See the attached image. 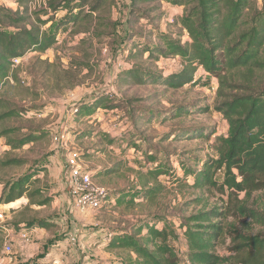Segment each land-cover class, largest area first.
Returning <instances> with one entry per match:
<instances>
[{
  "label": "rangeland",
  "instance_id": "1",
  "mask_svg": "<svg viewBox=\"0 0 264 264\" xmlns=\"http://www.w3.org/2000/svg\"><path fill=\"white\" fill-rule=\"evenodd\" d=\"M98 2L87 0L81 9L84 2L75 0L68 9L45 15L49 10L46 0L42 8L28 11L31 20L38 15L42 20L52 19L42 30L56 31L57 41L45 52L27 53L15 67L18 79L11 77L0 89V132L13 130L0 135V196L5 182L31 176L24 196L0 204V259L11 257L4 249L6 230L18 235L25 227L39 228L43 220L54 224L46 229L52 242L59 240L67 248L77 246L81 250L75 255L74 251L69 253L68 261L60 264H122L120 253L100 245L93 247L94 256L85 254V240L80 233L69 235L71 227L79 224L86 230L94 228L90 232L101 229L104 234L100 238L107 244L110 238L106 230L133 231L149 220H156L162 228L164 221L159 220L164 219L178 234V238L170 239V245L182 263L188 264V246L181 227L184 218L214 207L225 208L228 201L227 195L217 190L195 188L192 177L183 178V163L202 166L205 159L217 156L216 138L227 135L228 122L216 110L218 80L200 68L195 74L197 81L180 88L153 79L143 84L125 81L123 74L133 68L161 75L160 80L183 70L181 57L156 52L165 34L182 43L191 41L179 23L183 14L179 15L176 5L159 0H101L97 6ZM0 6L13 11L24 7L17 0H0ZM75 6H80L74 11L79 15L71 21ZM257 6L263 7L264 0H257ZM96 96H105V104L113 108L103 106L92 117L83 115L82 108ZM76 107L81 113H76ZM180 108L185 110L181 114ZM29 135L33 139L23 146L9 145V141ZM72 152L79 153L77 164L90 173L93 182L112 194L139 184L138 177L148 166V153L173 168L182 181L161 176L166 189L154 203L117 204L108 197L110 202L103 208L81 218L77 215L80 221L73 224L64 217L67 176L71 172L68 157ZM12 159L15 162L5 165ZM217 180H223L222 172ZM239 198L247 208L264 212V191L250 197L241 193ZM223 224L225 235L215 250L221 256L235 253L237 231L264 234V225L235 213ZM14 244V252L21 249ZM46 247L41 251H51V244Z\"/></svg>",
  "mask_w": 264,
  "mask_h": 264
},
{
  "label": "trees",
  "instance_id": "2",
  "mask_svg": "<svg viewBox=\"0 0 264 264\" xmlns=\"http://www.w3.org/2000/svg\"><path fill=\"white\" fill-rule=\"evenodd\" d=\"M29 1L17 0L24 5L21 11L0 6V89L11 77L18 79L13 67L14 59H22L32 51L45 52L57 41L56 31L42 30V26L52 19L42 20L38 15L31 20L27 9ZM74 1L49 0V10L44 14H58ZM80 1L84 2L82 9L87 0ZM159 1L184 7L179 23L187 30L191 41L182 43L180 39L165 34L162 35V43L156 47L158 55L181 57L183 70L160 80L161 75L133 68L123 74L124 80L143 84L149 81L147 79H153V82L180 88L195 81V74L201 68L218 80L216 110L228 122L227 135L216 138V157L205 159L202 166L183 163V178L192 177L195 188L217 190L228 197L225 208L214 207L184 218L181 227L188 246V264H264L263 233L246 235L237 231L234 240L238 242L233 247V256H221L215 252L225 235L223 221L231 214L251 217L264 225V212L259 208H247L244 200L239 198L241 193L250 197L254 192L264 191V6L259 8L257 0ZM79 7L72 8L71 21L77 20L79 13L76 11L74 14V11ZM154 53L152 50L151 55ZM105 98L96 96L87 106L84 104L83 115L92 117L103 106L113 108L105 104ZM181 109L180 114L185 111ZM76 110V113H81L80 107ZM9 132L13 130H3L0 135ZM31 139L29 135L17 142L11 140L9 145L18 148ZM147 155L148 166L145 172L140 173L139 184L121 189L116 194L109 191L108 197L115 203H154L166 189L160 182L161 176H169L174 182L182 181L173 168L158 161L153 154ZM13 162L12 159L5 165ZM219 172L223 173L222 181L217 180ZM29 183L30 175L5 182L0 204H8L24 196ZM162 220V228L156 220H149L135 226L133 231L106 230L105 235H111L105 245L106 250L120 253L122 264H186L170 245L171 238H178L176 230L164 219L159 223ZM40 227L47 228V222L41 220ZM31 228L25 227V230Z\"/></svg>",
  "mask_w": 264,
  "mask_h": 264
},
{
  "label": "crops",
  "instance_id": "3",
  "mask_svg": "<svg viewBox=\"0 0 264 264\" xmlns=\"http://www.w3.org/2000/svg\"><path fill=\"white\" fill-rule=\"evenodd\" d=\"M178 7V12L179 15H182L184 12V7L182 6H177ZM69 176H67V181L69 183ZM65 206L67 208V212H65L64 217L66 216L67 219L71 220V223H77L78 221H80V218L88 215L91 213V210H87V211H81V210H75L74 208V202L73 199L71 197V186L70 184H68L67 189L65 190ZM65 211V210H64ZM77 215L80 217L78 218ZM85 219V218H84ZM48 227L53 226L54 224H50L47 223ZM79 224H75L71 227L70 230V234L69 235H73V234H79L80 233V237L82 239L85 240V245L82 246V250H84L85 254H89L91 256H94L92 253L93 247H96L97 245H100V247L105 248V242H103L101 240L100 237H102V235L104 234V232H102L101 229H99L98 231H94V232H90L92 231L94 228L88 229L86 230V228L84 226H82V228L79 226ZM44 228V227H33L31 228L29 231L25 230V228H23L20 231V234L18 235H14L13 233H11L10 231L6 230L7 235H6V239L7 241L6 243L9 244H13V248L15 247L14 243H17L19 247H21L20 250H16L12 257H9L8 259H0V264H8V263H12V264H23V263H29L32 261H35V259H39L37 262H35L34 264H60V262L63 261H68V254L73 252V254L75 255L77 252H80L81 250L79 248H77V246H75V248L77 249V251H75V248H67L66 246H64V244H62L63 242L57 240L55 242H52L50 239V234H48V231L46 229L49 228ZM41 228V229H40ZM2 231V230H0ZM36 231H38L36 233ZM5 232V233H6ZM21 232H28L29 233V238L28 239H24L21 237ZM34 235V236H33ZM37 239V241H36ZM88 243V244H87ZM51 244L52 248L51 251H41V248L46 249V245ZM69 245V244H67ZM106 249V248H105ZM16 253V254H15ZM82 258V257H81ZM80 258V259H81ZM84 260L86 261V259L84 258ZM33 264V263H32ZM70 264V262H69Z\"/></svg>",
  "mask_w": 264,
  "mask_h": 264
},
{
  "label": "built area",
  "instance_id": "4",
  "mask_svg": "<svg viewBox=\"0 0 264 264\" xmlns=\"http://www.w3.org/2000/svg\"><path fill=\"white\" fill-rule=\"evenodd\" d=\"M43 5H46V0H30L27 4V8L28 11L32 13L42 8ZM20 61L21 59H14L13 67H16L20 63ZM79 156L80 155L78 152H72L68 157V164H70L71 166V172L68 180L71 186L70 192L74 202V206L81 211L99 210L106 203H108L109 190L104 186L96 185L93 182L90 173L83 171L78 166L77 161L79 159ZM1 217L3 218L2 215H0V218ZM21 237L24 239H28L29 233L23 232L21 234ZM109 238L111 239V235H109ZM4 249L7 252V255L12 257L14 252L13 246L9 243H6Z\"/></svg>",
  "mask_w": 264,
  "mask_h": 264
}]
</instances>
